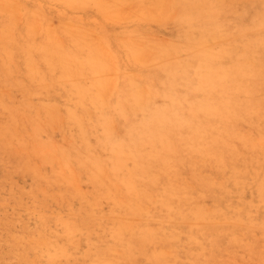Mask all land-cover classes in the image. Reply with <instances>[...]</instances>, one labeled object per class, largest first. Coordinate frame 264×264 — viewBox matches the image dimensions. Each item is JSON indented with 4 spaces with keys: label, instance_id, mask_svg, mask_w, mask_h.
I'll return each instance as SVG.
<instances>
[{
    "label": "rangeland",
    "instance_id": "rangeland-1",
    "mask_svg": "<svg viewBox=\"0 0 264 264\" xmlns=\"http://www.w3.org/2000/svg\"><path fill=\"white\" fill-rule=\"evenodd\" d=\"M110 263L264 264V0H0V264Z\"/></svg>",
    "mask_w": 264,
    "mask_h": 264
},
{
    "label": "bare ground",
    "instance_id": "bare-ground-1",
    "mask_svg": "<svg viewBox=\"0 0 264 264\" xmlns=\"http://www.w3.org/2000/svg\"><path fill=\"white\" fill-rule=\"evenodd\" d=\"M55 2V1H54ZM39 6V5H38ZM57 7V6H56ZM259 29V28H258ZM29 48V47H28ZM20 50V49H19ZM23 50V49H22ZM25 50V49H24ZM199 60V59H198ZM165 94V93H164ZM156 96V95H155ZM118 99V98H116ZM122 100V99H121ZM126 100V99H125ZM124 101V100H123ZM130 101V100H129ZM122 105V104H121ZM125 107V106H124ZM123 108V107H122ZM116 111V110H115ZM116 113V112H115ZM118 116V115H117ZM157 119V118H156ZM162 125V124H161ZM163 134V133H162ZM164 136V135H163ZM192 146V144H191ZM186 148V147H185ZM188 149V148H187ZM188 156V155H187ZM190 157V156H189ZM191 160V159H190ZM198 161V160H197ZM179 162V161H178ZM223 167V166H222ZM133 169V168H132ZM177 169V168H176ZM221 173V172H220ZM94 174V173H93ZM153 174V173H152ZM126 177V176H125ZM124 178V177H123ZM181 178V177H180ZM126 179V178H125ZM129 180V179H128ZM168 181V180H167ZM237 185V184H236ZM196 186V185H195ZM199 186V185H198ZM126 190V189H125ZM220 190V189H219ZM140 191V190H139ZM145 197V196H144ZM125 203V202H124ZM135 203V202H134ZM136 204V203H135ZM138 204V203H137ZM136 204V205H137ZM148 209V208H147ZM135 210V209H134ZM133 210V211H134ZM128 211V210H127ZM169 212V211H168ZM179 214V213H178ZM182 214V213H181ZM180 217V216H179ZM169 218V217H168ZM158 220V219H157ZM63 224V223H62ZM117 227V226H116ZM119 230V229H118ZM114 232V231H113ZM200 233V232H199ZM117 240V239H116ZM160 253V252H159ZM158 254V253H157ZM163 254V253H162ZM133 255V254H132ZM111 264V263H110Z\"/></svg>",
    "mask_w": 264,
    "mask_h": 264
}]
</instances>
